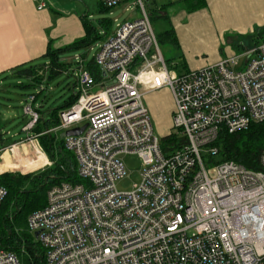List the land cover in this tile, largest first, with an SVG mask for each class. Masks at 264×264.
Listing matches in <instances>:
<instances>
[{"label":"built area","instance_id":"2783aa9c","mask_svg":"<svg viewBox=\"0 0 264 264\" xmlns=\"http://www.w3.org/2000/svg\"><path fill=\"white\" fill-rule=\"evenodd\" d=\"M98 2L131 4L139 18L99 45L93 58L99 81L75 58L78 98L58 113L57 129L87 125L79 136L64 137L87 184L53 186L45 207L29 215L44 264H264V150L259 171L204 162L217 156L221 130L232 135L264 123V42L178 74L158 50L143 0ZM163 88L174 102L172 131L185 139L171 153L162 151L143 102L145 93ZM33 99L22 108L26 132L38 120ZM24 142L36 144L37 137L10 149ZM128 155L140 160L141 180L118 192L126 175L120 157ZM5 194L0 187V204ZM0 264L20 262L0 249Z\"/></svg>","mask_w":264,"mask_h":264},{"label":"trees","instance_id":"16d2710c","mask_svg":"<svg viewBox=\"0 0 264 264\" xmlns=\"http://www.w3.org/2000/svg\"><path fill=\"white\" fill-rule=\"evenodd\" d=\"M149 1L146 2L150 7L152 4ZM179 1L184 2L190 12L205 6L204 0ZM146 12L150 22L164 18L159 14H154L153 11L150 14L147 10ZM85 26V36L70 46L54 50L48 44L46 53L39 60L18 65L1 73L0 85L3 84V81L12 77L25 79L27 84L20 83L18 85L20 88L37 89L47 84L58 74L67 72L68 67L66 66L69 65L60 62V55L65 52L88 48L99 39L92 31L91 26ZM263 35L264 28L260 29L256 36L249 37L247 42L254 49L260 44L258 38H262ZM156 40L157 44L159 42H168L175 46L177 44L172 30L161 33L159 37H156ZM235 47L237 49L244 48L238 44ZM39 61L43 62L39 63ZM85 68L91 72L96 82L102 78V73L95 66L93 59L86 64ZM41 91L42 89L39 93ZM29 96L34 97L31 103L32 106L36 100V95L30 94ZM77 98L78 93L73 94L68 102L53 111L51 121H45L41 110L34 109L38 114V120L31 132L32 135L37 137L39 145L52 163L46 170L44 169L43 172L36 174L22 173L26 175H20L12 172L5 173L10 170L0 168V173H2L0 174V187L6 192L0 204V249L15 254L18 259L21 258L23 264H44V249L28 233H19L17 227L26 224L27 217L30 214L45 207L47 192L53 186L63 182L81 184V180L77 175L74 155L64 148L63 143L57 142L52 133L49 132L59 126L58 113L70 108L77 101ZM40 120L44 128L40 127ZM18 142L6 143L0 132V151ZM184 144L185 139L173 131L160 138V146L164 153H171ZM214 146L218 149V154L215 157L205 155L204 162L206 165L232 161L246 169L259 171L260 155L264 150V123L252 124L248 129L232 135L221 130ZM30 157L35 156H32L31 149H28V153L25 154L24 158L29 159ZM39 194H41V197H39Z\"/></svg>","mask_w":264,"mask_h":264},{"label":"rangeland","instance_id":"374dc122","mask_svg":"<svg viewBox=\"0 0 264 264\" xmlns=\"http://www.w3.org/2000/svg\"><path fill=\"white\" fill-rule=\"evenodd\" d=\"M143 2L145 4L146 10L150 14L154 6L166 4L169 2V0H150L149 3L152 4V7L148 6L146 0H143ZM129 7L131 8L132 5L129 4ZM178 7L185 9L182 4H180ZM130 8L127 11H125L123 7L120 9L116 8L111 11L112 13L110 15L107 14L106 18L112 21L111 27L108 31L109 34H113L118 28V25L123 24L133 15H139L138 8L135 11H132ZM178 10L180 9L174 11L172 15L176 14ZM171 24L172 23L170 21L168 22L160 19L153 20L151 22L152 29L156 37H159L160 34L165 31L171 30ZM258 32L259 30L249 32L239 38L240 42L243 43L242 46L244 47L241 49L232 47L230 42H228L229 38H235L233 36H236V33L224 32L221 34H216L214 32L207 31L202 33L198 32V37L196 38L198 42L188 47L184 45L179 46L178 44L175 46L168 42H159L157 46L167 68L176 73H180L185 71L187 68L186 63L189 61L191 64L199 66V68H204L208 65L210 66L211 61L216 60L217 62L231 56L243 54L247 52V50L249 51L253 49V46H251L246 39L251 36H256ZM258 39L260 43L264 42V35L262 38L260 37ZM237 42L238 40L234 42V44L237 45ZM99 45L100 43L97 41L88 48L78 49L76 51L65 52L61 54L60 62L69 65L66 66L68 67L67 72L58 74L47 84L42 85L37 89H31L29 87L20 88L18 86L20 83L27 84L25 79L11 77L3 81V84L0 85V126H2L0 127V132L2 133V138L4 141H6V143L24 141L28 136L32 135V132H26L23 130V125L29 121V118L24 116L22 111V107L25 104L30 103L28 101V95H36V100L32 104V107L34 109L41 110L45 121L52 120V112L62 107L70 100L73 94L77 93V88L75 86V74L78 71V65L76 64L75 58L80 57V59L84 62L85 68L86 64L94 58ZM171 61L175 66H170ZM41 62L43 61H39V63ZM196 68L199 69L198 67ZM135 69L136 68L134 67L131 70L135 72ZM41 89L42 91L39 93ZM143 102L149 112L153 134L160 139L163 137V135L169 133L172 130V113L174 110V102L171 92L169 89L163 88L154 93H148L144 95ZM39 125L41 128H44L41 120ZM50 132L57 142L64 144L66 131L57 129L56 127L51 129ZM37 143H32L27 146V143L24 142L18 147H14L12 149L4 148L1 150L0 168L3 170H10L6 171L5 173L12 172L14 174L20 175H26L22 173L36 174L43 172L44 169L46 170L52 163L42 150V147L39 145V143L37 145ZM28 149H31L32 156H35L36 158H24L25 154L28 153ZM120 159L124 164L126 175L123 179L116 183L115 187L118 192H129L132 191L134 186L139 184L141 180V162L135 155L122 156ZM81 184L86 185L87 183L81 180ZM39 197H41V194H39ZM17 228L19 233H28L33 240L37 241L34 233H32L27 226V220L26 224L18 226ZM18 260L20 264H23L21 258Z\"/></svg>","mask_w":264,"mask_h":264},{"label":"crops","instance_id":"0c3cea01","mask_svg":"<svg viewBox=\"0 0 264 264\" xmlns=\"http://www.w3.org/2000/svg\"><path fill=\"white\" fill-rule=\"evenodd\" d=\"M41 1L44 7L38 10ZM204 2L205 6L194 12L188 11L186 4L179 0L154 6L152 11L164 17L160 20L172 23L171 30L179 46L196 44L197 33L207 31L236 33L234 39L228 40L235 47L237 40L238 45L243 44L239 38L246 33L264 28V0ZM180 4L185 9L179 8ZM122 7L128 10L126 4L106 9L98 0H0V74L18 65L39 60L46 53L48 44L54 50L70 46L85 36V25L93 28L102 44L115 33L108 32L112 21L106 18L107 14ZM177 9L180 10L172 15ZM138 16L133 15L125 22L136 20ZM217 62L211 61L210 65ZM172 63L170 66H175ZM186 66L185 71L178 74L199 68L190 61Z\"/></svg>","mask_w":264,"mask_h":264},{"label":"water","instance_id":"95a60500","mask_svg":"<svg viewBox=\"0 0 264 264\" xmlns=\"http://www.w3.org/2000/svg\"><path fill=\"white\" fill-rule=\"evenodd\" d=\"M146 1H148V0H146ZM86 127H87V125H83L80 128L70 129V130L65 132V135H66V137L79 136L80 134H82V132L85 130ZM34 236H35V238H37L38 234L35 233Z\"/></svg>","mask_w":264,"mask_h":264}]
</instances>
